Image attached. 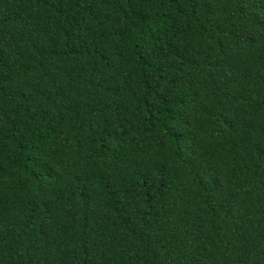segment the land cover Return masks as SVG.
<instances>
[{
	"label": "trees",
	"instance_id": "trees-1",
	"mask_svg": "<svg viewBox=\"0 0 264 264\" xmlns=\"http://www.w3.org/2000/svg\"><path fill=\"white\" fill-rule=\"evenodd\" d=\"M0 264H264V0H0Z\"/></svg>",
	"mask_w": 264,
	"mask_h": 264
}]
</instances>
